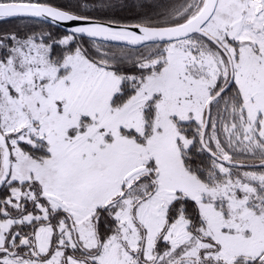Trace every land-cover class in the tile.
I'll use <instances>...</instances> for the list:
<instances>
[{
    "label": "snow or ice",
    "instance_id": "obj_1",
    "mask_svg": "<svg viewBox=\"0 0 264 264\" xmlns=\"http://www.w3.org/2000/svg\"><path fill=\"white\" fill-rule=\"evenodd\" d=\"M0 264H264V0H0Z\"/></svg>",
    "mask_w": 264,
    "mask_h": 264
}]
</instances>
